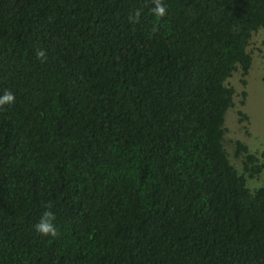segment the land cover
Returning <instances> with one entry per match:
<instances>
[{
	"label": "trees",
	"instance_id": "1",
	"mask_svg": "<svg viewBox=\"0 0 264 264\" xmlns=\"http://www.w3.org/2000/svg\"><path fill=\"white\" fill-rule=\"evenodd\" d=\"M163 2L0 0V264H264V165L223 147L264 0Z\"/></svg>",
	"mask_w": 264,
	"mask_h": 264
},
{
	"label": "rangeland",
	"instance_id": "2",
	"mask_svg": "<svg viewBox=\"0 0 264 264\" xmlns=\"http://www.w3.org/2000/svg\"><path fill=\"white\" fill-rule=\"evenodd\" d=\"M247 52L252 58L248 75L243 78L239 71L233 73L226 85L234 89V106L224 115L226 134L223 147L229 162L238 173L243 172L242 157H234V142L243 143L249 153L255 154L264 165V27L253 33ZM246 85H242V80ZM246 92V96L242 95ZM244 115L246 119L242 117ZM264 185V168L254 177L246 179V187L253 192Z\"/></svg>",
	"mask_w": 264,
	"mask_h": 264
},
{
	"label": "clouds",
	"instance_id": "3",
	"mask_svg": "<svg viewBox=\"0 0 264 264\" xmlns=\"http://www.w3.org/2000/svg\"><path fill=\"white\" fill-rule=\"evenodd\" d=\"M154 8L152 9L153 14L158 18H163L167 14V8L163 0H153ZM140 13H136V18L138 19ZM132 19V17H130ZM37 59L44 60L46 59V53L43 50L36 51ZM16 97L11 90H4L0 92V108H3L8 105L15 103ZM56 217L55 214L50 210L46 209L42 212L39 220L34 224V230L41 236L55 237L57 235V226H56Z\"/></svg>",
	"mask_w": 264,
	"mask_h": 264
}]
</instances>
